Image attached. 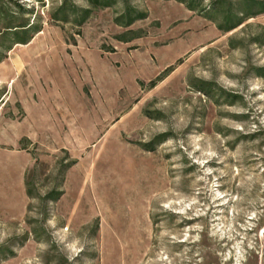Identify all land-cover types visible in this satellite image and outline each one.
<instances>
[{
    "label": "rangeland",
    "instance_id": "1",
    "mask_svg": "<svg viewBox=\"0 0 264 264\" xmlns=\"http://www.w3.org/2000/svg\"><path fill=\"white\" fill-rule=\"evenodd\" d=\"M59 2L0 0L35 27L0 45V264H264V13Z\"/></svg>",
    "mask_w": 264,
    "mask_h": 264
},
{
    "label": "trees",
    "instance_id": "2",
    "mask_svg": "<svg viewBox=\"0 0 264 264\" xmlns=\"http://www.w3.org/2000/svg\"><path fill=\"white\" fill-rule=\"evenodd\" d=\"M184 3L186 7L190 10H203L202 6L203 0H177ZM225 0H211V6H216L215 9L219 8L221 3L223 4ZM16 2V1H14ZM85 5L79 6L73 3L71 0H60L59 4L55 6L50 14V17L57 22L61 23H73L75 25H82L85 20L91 15V13L98 8L112 7L118 2H121L123 8L121 12L114 18L116 24L128 27L133 24L136 20L144 19L147 17V12L141 10L128 2V0H84ZM224 7V6H223ZM25 8H20L19 13H24ZM219 11V9H218ZM222 11L225 26L221 29L228 31L237 26H239L244 19L253 17L257 14L264 13V0H237V2H231L228 6L220 10ZM3 12L0 10V15ZM35 27L33 24L27 20L24 22H19L17 24H6L4 30L0 33L1 40L0 45L4 44L5 37L8 36L11 41L26 43L28 41L27 33L33 30ZM131 36H120L121 41H130L135 37H139V31L137 30H127ZM260 75L264 76V72H259ZM212 88V84L209 82H203V86L199 87V91L203 93H208ZM30 194V190L28 189ZM46 197L50 200H55L57 196L54 192L48 193ZM0 246V254H4L5 250H2ZM7 251V250H6Z\"/></svg>",
    "mask_w": 264,
    "mask_h": 264
}]
</instances>
